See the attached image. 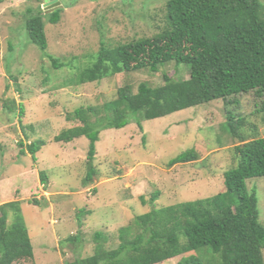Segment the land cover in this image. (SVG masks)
Masks as SVG:
<instances>
[{
  "label": "rangeland",
  "instance_id": "1",
  "mask_svg": "<svg viewBox=\"0 0 264 264\" xmlns=\"http://www.w3.org/2000/svg\"><path fill=\"white\" fill-rule=\"evenodd\" d=\"M59 1L61 17L54 24L45 16L50 11L43 8L44 0H0V203L17 196L21 200L34 264H65L92 255L97 231L107 237L99 241L104 247L115 248L118 229L153 205L224 190L223 174L237 165L234 147L240 143L223 127L227 111L244 119L239 133L247 140L264 137L262 98L253 92L230 98L233 102L217 99L159 118L129 113L126 126L100 132L93 161L97 175L84 181L88 139L53 141L63 128L79 124L68 121L67 113L79 106L101 107L116 99L118 89L126 84L133 92L141 82L157 86L163 73L173 79L188 78L189 68L169 62L157 72L141 69L81 84L68 81L76 69L93 60L102 42L109 48L160 30L168 0ZM41 11L47 52L61 66H54L29 39L25 22ZM36 140L45 144L33 160L20 149ZM191 148L198 159L168 164ZM40 171L47 176L45 186ZM246 184L249 190L257 188L259 221L264 225V176L249 178ZM154 191L159 195L152 204ZM30 198L39 204L29 203ZM208 248L184 255H201L204 262L214 264L218 255ZM178 260L179 256L157 264Z\"/></svg>",
  "mask_w": 264,
  "mask_h": 264
},
{
  "label": "trees",
  "instance_id": "2",
  "mask_svg": "<svg viewBox=\"0 0 264 264\" xmlns=\"http://www.w3.org/2000/svg\"><path fill=\"white\" fill-rule=\"evenodd\" d=\"M61 12L58 7L45 16L55 24ZM163 14V27L150 36L109 48L102 42L93 60L76 69L68 80L81 84L120 72H157L169 62L189 68L188 78L173 79L163 73V82L157 86L141 82L133 92L126 84L118 89L116 99L101 107L79 106L67 113L68 121L79 124L63 128L53 141L68 143L81 136L88 139L86 182L97 175L93 161L100 132L126 126L131 121L129 113L140 112L144 119L159 118L217 99L233 102L230 98L249 92L262 98L264 108L261 0H168ZM25 25L30 41L54 66H61L47 52L43 12L29 16ZM226 116L224 129L239 137L240 143L234 147L237 165L223 174L224 190L176 204L153 205L118 229L115 248L104 247L99 241L107 237L97 231L94 253L65 264H157L178 256L177 264H207L201 255H184L205 247L218 255L214 264H264V225L259 221L257 188L249 190L246 184L249 178L264 176V137L247 140L239 133L244 119H236L231 111ZM44 144L43 140L30 141L20 152L36 160V152ZM196 159L198 153L191 148L168 164ZM40 172V182L45 186L47 176ZM158 195L159 191L151 194L152 204ZM17 198L0 203V264H34L33 246ZM139 198L147 204L143 195ZM28 202L39 204L35 198Z\"/></svg>",
  "mask_w": 264,
  "mask_h": 264
},
{
  "label": "water",
  "instance_id": "3",
  "mask_svg": "<svg viewBox=\"0 0 264 264\" xmlns=\"http://www.w3.org/2000/svg\"><path fill=\"white\" fill-rule=\"evenodd\" d=\"M44 9L48 11H53L54 9L60 7V1L59 0H44Z\"/></svg>",
  "mask_w": 264,
  "mask_h": 264
}]
</instances>
